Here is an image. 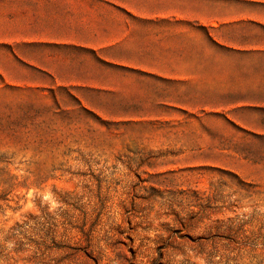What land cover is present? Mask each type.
Segmentation results:
<instances>
[{"label":"rangeland","instance_id":"374dc122","mask_svg":"<svg viewBox=\"0 0 264 264\" xmlns=\"http://www.w3.org/2000/svg\"><path fill=\"white\" fill-rule=\"evenodd\" d=\"M13 56L0 47V264H264V52L120 95ZM68 60L44 66L67 79Z\"/></svg>","mask_w":264,"mask_h":264},{"label":"crops","instance_id":"0c3cea01","mask_svg":"<svg viewBox=\"0 0 264 264\" xmlns=\"http://www.w3.org/2000/svg\"><path fill=\"white\" fill-rule=\"evenodd\" d=\"M262 35L264 0H0V47L15 62L110 95L148 79L201 80L219 65L258 64ZM52 54L75 56L67 63L77 74L62 79L44 66Z\"/></svg>","mask_w":264,"mask_h":264}]
</instances>
